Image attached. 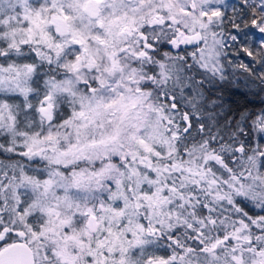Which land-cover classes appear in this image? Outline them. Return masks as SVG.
Returning a JSON list of instances; mask_svg holds the SVG:
<instances>
[{"label": "snow or ice", "instance_id": "6c2138e0", "mask_svg": "<svg viewBox=\"0 0 264 264\" xmlns=\"http://www.w3.org/2000/svg\"><path fill=\"white\" fill-rule=\"evenodd\" d=\"M0 264H264V0H0Z\"/></svg>", "mask_w": 264, "mask_h": 264}]
</instances>
